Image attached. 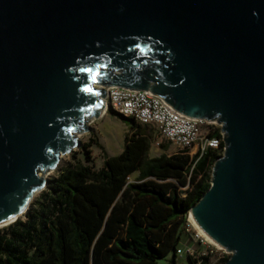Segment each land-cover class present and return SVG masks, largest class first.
<instances>
[{"label":"water","instance_id":"obj_1","mask_svg":"<svg viewBox=\"0 0 264 264\" xmlns=\"http://www.w3.org/2000/svg\"><path fill=\"white\" fill-rule=\"evenodd\" d=\"M112 86L221 126L190 214L225 264H264V0H0V223L28 211Z\"/></svg>","mask_w":264,"mask_h":264},{"label":"trees","instance_id":"obj_2","mask_svg":"<svg viewBox=\"0 0 264 264\" xmlns=\"http://www.w3.org/2000/svg\"><path fill=\"white\" fill-rule=\"evenodd\" d=\"M108 111L130 124L123 152L105 154L99 169L91 149L96 137L81 144L84 158L71 152L72 160L58 167L25 219L0 228V264H157L169 254L177 264L190 210L211 187L225 143L191 161L185 154L151 156L149 126ZM220 133L209 126V137ZM210 258L203 255L199 264Z\"/></svg>","mask_w":264,"mask_h":264},{"label":"rangeland","instance_id":"obj_3","mask_svg":"<svg viewBox=\"0 0 264 264\" xmlns=\"http://www.w3.org/2000/svg\"><path fill=\"white\" fill-rule=\"evenodd\" d=\"M88 125V130L82 133L78 132L76 133V135H79L78 138L82 142V144L90 141L92 136L98 139V143H93L91 149L93 151L94 157L93 164L95 168L99 169L103 166L105 154L108 156H115L120 154L125 149L126 135L130 130V124L116 113L107 111L99 118H90L88 120ZM209 126L218 125H204L203 130L205 133L209 131ZM148 131L152 138V146L150 150L151 156H159L163 153H166L168 155L185 154L189 156V161H191L193 156L195 155V149L184 152L173 144L167 142L155 127L149 126ZM80 147L75 148L74 150H72V152H78V156L80 158H84V154ZM71 160V153L63 155L60 158L58 167L67 165ZM58 167L56 168V170L48 174H45L42 171L40 172V174L46 176L49 181L50 179L54 178V176H56ZM137 176L138 173H134L130 177V180L134 181ZM181 188L184 190L186 187ZM42 191H39L35 194L32 202L37 197H39ZM24 215H22L20 218L25 219ZM190 215L191 214H189L187 224L184 227L181 244L178 247L176 260L177 264H191L189 256L193 257L197 261V264H199L201 261V257L206 254L211 255L209 261L210 264H223L224 258L231 257L232 253L229 252L226 248L216 245L207 236H205L191 221ZM8 225H5L3 227H6ZM171 258L172 254H169L166 258L158 260L157 264H173L170 261Z\"/></svg>","mask_w":264,"mask_h":264},{"label":"built area","instance_id":"obj_4","mask_svg":"<svg viewBox=\"0 0 264 264\" xmlns=\"http://www.w3.org/2000/svg\"><path fill=\"white\" fill-rule=\"evenodd\" d=\"M102 101L104 104L102 115L113 109L141 124H155L161 136L180 150L195 149V154L199 152L203 154L209 148L219 149L224 142L225 134L222 130L220 137H209L203 130L206 124H217L221 128L216 121L209 122L187 116L152 92L112 86L106 88V96L102 97ZM224 150L225 146L223 153Z\"/></svg>","mask_w":264,"mask_h":264},{"label":"bare ground","instance_id":"obj_5","mask_svg":"<svg viewBox=\"0 0 264 264\" xmlns=\"http://www.w3.org/2000/svg\"><path fill=\"white\" fill-rule=\"evenodd\" d=\"M77 137H79V135H77ZM43 176V175H42ZM46 177V176H44ZM26 213V211H23L22 213L10 218L9 220L5 221V222H2L0 223V228L5 226V225H8V224H11L13 222H15L16 220H18L22 215H24ZM190 219L191 221L194 223V225L205 235L207 236L213 243H215L216 245H218L214 240H212V238H210L203 230L202 228L197 224L196 220L194 219L193 215L191 214L190 215ZM220 246V245H218Z\"/></svg>","mask_w":264,"mask_h":264},{"label":"snow or ice","instance_id":"obj_6","mask_svg":"<svg viewBox=\"0 0 264 264\" xmlns=\"http://www.w3.org/2000/svg\"><path fill=\"white\" fill-rule=\"evenodd\" d=\"M81 71L86 73H92L93 70L91 68H82ZM93 81L95 82V75H93ZM84 91L90 93L92 90L90 88H85Z\"/></svg>","mask_w":264,"mask_h":264},{"label":"crops","instance_id":"obj_7","mask_svg":"<svg viewBox=\"0 0 264 264\" xmlns=\"http://www.w3.org/2000/svg\"><path fill=\"white\" fill-rule=\"evenodd\" d=\"M148 126H153V127H155L158 131H159V129H158V127L155 125V124H149ZM123 152V151H122ZM121 152V153H122Z\"/></svg>","mask_w":264,"mask_h":264}]
</instances>
